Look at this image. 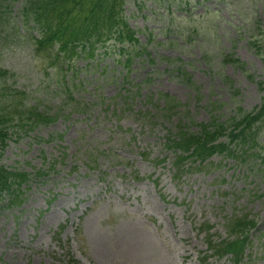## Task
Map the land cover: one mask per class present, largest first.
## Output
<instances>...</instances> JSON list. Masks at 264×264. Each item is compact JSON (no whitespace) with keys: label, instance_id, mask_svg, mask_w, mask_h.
<instances>
[{"label":"rangeland","instance_id":"1","mask_svg":"<svg viewBox=\"0 0 264 264\" xmlns=\"http://www.w3.org/2000/svg\"><path fill=\"white\" fill-rule=\"evenodd\" d=\"M24 1L9 0L18 29ZM123 9L140 39L132 62L100 49L67 63L64 80L31 35L5 40L0 28L11 101L58 115L0 145V165L45 171L22 206L0 210V264H234L208 239H228V221L243 215L257 226L239 264H264V121L244 162L217 154L180 175L181 151L168 143L180 127L233 126L264 103V0H127Z\"/></svg>","mask_w":264,"mask_h":264},{"label":"trees","instance_id":"2","mask_svg":"<svg viewBox=\"0 0 264 264\" xmlns=\"http://www.w3.org/2000/svg\"><path fill=\"white\" fill-rule=\"evenodd\" d=\"M127 0H25L21 9V27L12 20L8 9L9 0H3L0 17V28L5 40L11 36L25 37L34 32L35 52L49 56L59 66L73 57L93 58L100 48H111L124 51L126 46L133 48L139 44L135 31L129 26L124 15L123 6ZM13 30L14 34L11 33ZM8 34V35H7ZM1 42L5 43L4 40ZM137 49V47L135 48ZM134 49V50H135ZM83 55V56H82ZM240 64L239 59L234 61ZM245 68L244 65H242ZM7 74L5 71H1ZM263 82H260L262 84ZM7 88L0 86V143L5 144L10 126L19 129L34 126L50 120L45 113L34 111L29 114L19 113V109L5 97ZM4 97V99H3ZM264 121V103L255 112L243 113L233 121V126L218 123L214 119L209 124H200V132L193 133L180 130L179 137L171 140L176 149L186 155L181 156L179 163L183 167L188 159L201 161L214 154H227L240 158L243 162L248 158L250 144L257 138L256 130ZM227 137V141L222 138ZM239 147H241L239 149ZM248 149H247V148ZM40 174V173H39ZM28 173L12 171L0 165V196H7L4 206H16L24 202L22 184L26 182ZM255 223L248 216L239 217L229 224L230 234L235 239L221 245L219 252H233L242 255L245 248V237ZM239 251V254H238Z\"/></svg>","mask_w":264,"mask_h":264}]
</instances>
